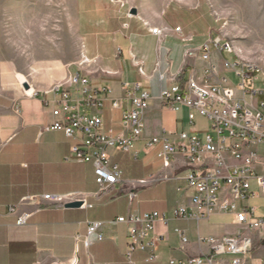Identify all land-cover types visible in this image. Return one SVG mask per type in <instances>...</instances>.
<instances>
[{"label": "crops", "instance_id": "obj_1", "mask_svg": "<svg viewBox=\"0 0 264 264\" xmlns=\"http://www.w3.org/2000/svg\"><path fill=\"white\" fill-rule=\"evenodd\" d=\"M76 27L82 47L78 63L53 58L34 60L29 65L0 61V264H129L124 257L131 244L129 228L115 221L130 213L157 212L167 220L166 225L156 222L153 232L143 240L146 243L150 236L159 238L154 261H147L148 251L135 250L130 255L132 264H167L170 258L207 255L208 248L198 243V236L233 237L242 231L243 226L230 215L213 214L198 222L174 219L178 207L187 211L192 208L193 191L183 179L186 169L182 159L176 155L171 168L164 169L158 157L160 144L143 151L149 139L166 137L176 141L177 133L202 137L208 132L203 118L196 116L190 125L187 109L173 112L159 101L160 92L173 84L160 81L159 74L179 85L190 76L202 79L205 64L199 59L185 63L184 54L216 39L218 21L207 3L169 2L158 19L147 22L117 1L76 0ZM155 29L162 35L150 33ZM225 53L236 62L232 53L212 49V64L218 67ZM132 56L142 62V75L133 66ZM75 75L85 77L86 87L92 92L108 87L113 97L120 98L122 85L139 82L150 96L142 117V138L132 148L137 156L108 150L110 160L121 171V181L105 191L95 183L92 165L74 159L71 149L75 141L61 131L47 130L55 122L51 112L60 99L54 86ZM25 83L27 89L23 88ZM77 88L70 89V97L71 93L76 96ZM103 104L102 129L120 134L121 111L112 110L109 101ZM123 105L127 108L129 101L124 100ZM198 121H203L204 127H199ZM142 180L146 184H139ZM250 184L251 190L257 189L254 181ZM226 192L223 189L222 195ZM69 194L82 195L84 206L65 208L69 202L62 205L42 201L45 195ZM238 202L240 211L245 205L238 207ZM250 208L254 209L255 219L264 218V207ZM25 215V224L17 225L18 218ZM91 223L99 225L88 237L90 245L86 247L84 240ZM176 230L185 233L186 245L181 247ZM96 235H101L102 241H97ZM252 238L254 246L245 256V263L261 264L264 238L258 233H252Z\"/></svg>", "mask_w": 264, "mask_h": 264}, {"label": "built area", "instance_id": "obj_2", "mask_svg": "<svg viewBox=\"0 0 264 264\" xmlns=\"http://www.w3.org/2000/svg\"><path fill=\"white\" fill-rule=\"evenodd\" d=\"M151 34L161 36L157 30ZM229 52L228 43L218 39L204 43L195 51L184 54V62L189 59L201 60L205 66L202 79L192 76L179 85L174 79L173 84L160 92L159 101L164 109L177 112L180 108L188 110L187 119L193 124L196 116L203 118L208 124V132L202 137L186 133L175 134L176 141L166 137L149 139L144 152L150 151L160 144L158 157L164 169L171 168L180 155L182 166L186 169L183 179L187 187L193 191L190 197V211L183 206L174 212L176 220H194L196 222L213 214L230 215L234 221L243 226V230L235 236L219 238L199 237L198 243L208 248V254L186 259L170 258L167 264H246L245 256L254 246L252 233H258L264 238V218L255 219L254 209L244 206L237 211L236 202H246L249 199L264 197V74L259 73L248 64L234 65L225 63L238 78V84L231 88L227 79L221 78L218 68L212 64L211 50ZM132 63L139 74L142 72V62L132 56ZM257 73L259 76H255ZM247 83H249L247 86ZM257 84L260 87H257ZM87 79L75 75L64 82L57 83L53 91L60 93V99L54 103L52 116L55 122L47 128L49 131H61L75 141L71 152L76 161L89 163L93 167L95 183L101 191L121 181V171L118 165L110 160L109 149L119 154H137L132 151L134 142L143 135L142 117L148 109L150 96L141 89L139 82L122 85L123 96L113 97L108 87L96 91L87 89ZM77 88L76 96L70 97V89ZM202 87L213 88V95L202 94ZM259 97V99H256ZM128 100L129 106L124 109L123 101ZM110 102L112 110L121 111L122 131L114 135L111 130L102 129L103 103ZM256 183L258 192L251 190L250 182ZM144 185L146 181H139ZM226 193L222 195V190ZM133 195L129 196L131 201ZM42 201L56 204L80 202L84 206V198L79 194H69L63 197L45 195ZM27 216H21L17 225H24ZM117 224L129 228L128 236L131 244L124 257L129 264L130 255L135 250L148 251V262L154 261L153 251L159 238L150 236L148 242L143 240L153 232L156 222L167 224L164 214L157 212L138 215L130 213L119 217ZM98 223H91L87 228L84 240L86 247L90 245L88 237L95 234ZM181 247L187 244L183 231L176 230ZM101 235H96L97 241H102ZM58 264V263H55ZM70 264H76L72 261ZM264 264V261L261 263Z\"/></svg>", "mask_w": 264, "mask_h": 264}, {"label": "rangeland", "instance_id": "obj_3", "mask_svg": "<svg viewBox=\"0 0 264 264\" xmlns=\"http://www.w3.org/2000/svg\"><path fill=\"white\" fill-rule=\"evenodd\" d=\"M134 10L147 22L158 19L169 2L190 0H113ZM218 21L214 37L228 43L237 61L248 64L264 74V0H203ZM82 47L76 27V0H0V61L13 60L26 65L34 60L53 58L65 63L81 61ZM218 65L227 86L235 87L239 80L226 68L234 59L223 54ZM255 76H259L255 73ZM22 82L24 78L19 76ZM249 83H247V86ZM259 88L260 85L257 84ZM74 98V93H71ZM259 99V97H256ZM204 127L203 121H198ZM258 192V189L252 188ZM249 207H264V197L237 203Z\"/></svg>", "mask_w": 264, "mask_h": 264}, {"label": "water", "instance_id": "obj_4", "mask_svg": "<svg viewBox=\"0 0 264 264\" xmlns=\"http://www.w3.org/2000/svg\"><path fill=\"white\" fill-rule=\"evenodd\" d=\"M131 14L135 15L136 12H135L134 10H131ZM23 88H24V89H27V88H28V85L25 83V84L23 85ZM81 206H82V203H80V202H74V203L66 204V205H65V208H75V209H78V208H80Z\"/></svg>", "mask_w": 264, "mask_h": 264}, {"label": "bare ground", "instance_id": "obj_5", "mask_svg": "<svg viewBox=\"0 0 264 264\" xmlns=\"http://www.w3.org/2000/svg\"><path fill=\"white\" fill-rule=\"evenodd\" d=\"M157 30V29H155ZM157 32L160 33L159 30H157ZM237 64H243L240 61H237ZM161 80H164V75H161ZM202 94L204 95H213V88H209V87H202Z\"/></svg>", "mask_w": 264, "mask_h": 264}]
</instances>
